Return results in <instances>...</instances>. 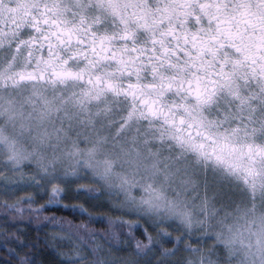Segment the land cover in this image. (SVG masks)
<instances>
[{
	"label": "snow or ice",
	"instance_id": "1",
	"mask_svg": "<svg viewBox=\"0 0 264 264\" xmlns=\"http://www.w3.org/2000/svg\"><path fill=\"white\" fill-rule=\"evenodd\" d=\"M0 233L19 264H264V0H0Z\"/></svg>",
	"mask_w": 264,
	"mask_h": 264
},
{
	"label": "trees",
	"instance_id": "2",
	"mask_svg": "<svg viewBox=\"0 0 264 264\" xmlns=\"http://www.w3.org/2000/svg\"><path fill=\"white\" fill-rule=\"evenodd\" d=\"M86 183V182H82ZM23 195V193H21ZM39 204H45L47 203V199H39ZM63 204L67 205H83L85 208H87L90 212H93L94 215L101 216V215H110V213H107L106 211H101L96 208V205L99 203H102L101 201H92L89 200L87 197L81 195L79 198H77L76 194L70 193L68 195L67 199H64L61 201ZM95 203V204H94ZM43 216H55L57 218L67 219L71 220L74 223H88L87 217H80V216H74L71 212L65 211L63 208H60L59 206H53L49 211L43 213ZM43 216L40 217L39 221H34L30 226L24 225V235L21 236V239L24 240L26 243H31L33 241H36L37 237L40 238H46L45 234H48V237H50L53 234V228L51 226L44 227V225L47 224V221L43 219ZM40 223V224H39ZM89 227L96 229L97 231H106L109 228V225L106 222L102 223H91L89 224ZM9 231H14L13 229H9ZM139 237V234H137ZM0 238H2V233H0ZM143 239V237H139ZM17 251L20 253L21 256L31 255L35 252L34 249L25 247L22 249H17ZM38 257L39 264H53L54 257L49 255V249L45 248L42 252L35 253ZM11 259V264H19V261L16 259H12L9 254L4 251L3 247H0V264H5V261H8Z\"/></svg>",
	"mask_w": 264,
	"mask_h": 264
},
{
	"label": "bare ground",
	"instance_id": "3",
	"mask_svg": "<svg viewBox=\"0 0 264 264\" xmlns=\"http://www.w3.org/2000/svg\"><path fill=\"white\" fill-rule=\"evenodd\" d=\"M95 204V203H94Z\"/></svg>",
	"mask_w": 264,
	"mask_h": 264
},
{
	"label": "rangeland",
	"instance_id": "4",
	"mask_svg": "<svg viewBox=\"0 0 264 264\" xmlns=\"http://www.w3.org/2000/svg\"><path fill=\"white\" fill-rule=\"evenodd\" d=\"M40 224V223H39Z\"/></svg>",
	"mask_w": 264,
	"mask_h": 264
}]
</instances>
